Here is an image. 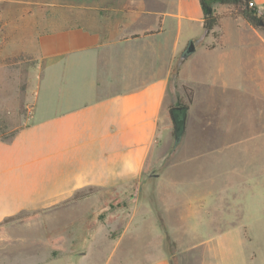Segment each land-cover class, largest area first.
<instances>
[{"label": "crops", "instance_id": "1", "mask_svg": "<svg viewBox=\"0 0 264 264\" xmlns=\"http://www.w3.org/2000/svg\"><path fill=\"white\" fill-rule=\"evenodd\" d=\"M140 1L147 2L0 0V59L15 55L34 59L32 69L38 72L27 122L9 140L0 136V222L24 212L90 202L95 189L106 190L111 197L125 187L138 189L154 162L153 148L168 123L169 107L185 95L183 85L190 86L194 95L217 84L225 87V80L218 82L222 67L214 70L217 79L214 73L196 85L180 79L196 48L184 57L173 76V68L192 40L181 39L178 31L184 21L202 25L201 8L192 13L186 10L185 0H151L155 4L151 7ZM251 1L257 7L264 3ZM223 19L242 21L256 37L258 52L264 57V37L253 34L255 29L245 21L226 16L220 19L215 46L209 47L214 42L211 35L212 40L202 44L207 52L223 48ZM169 20L177 28L174 37L166 34ZM257 89L264 90V81L254 82L251 90ZM189 114L188 106L183 133L186 144L178 151V157L186 160L175 166L239 149L235 210L232 216H226L228 210L221 215L218 211L213 226L203 233L205 237L196 236L201 233H196L190 221L191 210L185 211L176 228L168 222L165 230L155 221L163 242L148 263L134 264H175L176 259V264H264V151L242 161L247 157L240 149L250 145L258 150L264 126L252 114L247 120L261 128L222 144L209 141L193 155L188 145L193 131L214 129L216 135L226 131L215 115L205 111L201 128L187 132ZM81 190L85 194L73 200ZM145 224L127 221L110 243L109 258L127 232ZM164 233L182 235L176 240L175 252L168 251ZM87 253L80 250L78 256Z\"/></svg>", "mask_w": 264, "mask_h": 264}, {"label": "rangeland", "instance_id": "2", "mask_svg": "<svg viewBox=\"0 0 264 264\" xmlns=\"http://www.w3.org/2000/svg\"><path fill=\"white\" fill-rule=\"evenodd\" d=\"M146 1L139 3L149 7L155 5L154 1ZM165 1L170 3L173 0ZM185 1L186 10L194 13L200 9L197 0ZM215 6L220 14L228 11L224 5ZM257 8L258 14L264 16V3ZM220 27L223 48L215 52H207L202 45L212 40L209 36L204 37L202 25L184 21L178 31L181 39H192L196 48L180 79L195 85L205 80L207 75L214 76V73L217 79L218 71L214 70L222 67L218 82H226L225 87L217 84L206 91H195V95L192 90L191 101L183 95L173 104L182 103L190 107L187 132L194 127L201 128V114L205 111L215 115L217 123L220 120L226 131L222 135H216L214 129L193 131L188 139L189 151L193 155L209 141L222 144L257 129L260 124L264 126V90H251L254 82L264 81V57L258 52V41L240 20L223 19ZM166 28L168 36L176 35L173 21H167ZM251 31L264 37V29ZM34 64V59L19 55L0 59V131L5 136L27 122L38 75L32 69ZM252 114L256 115L258 126L254 124V127L247 120ZM167 122L153 148L154 162L146 170V179L138 189L125 187L115 192L113 197L106 190L95 189L90 202L70 203L50 211L24 212L21 219L1 223L0 264L148 263L163 242L155 221L165 230L169 224L176 228L185 211L191 210L193 219L190 221L196 233H201L196 236H202L213 226V218L219 216L218 211L221 215L228 210L226 216H232L238 196L234 192L238 190L239 174L235 168L239 163V149L232 148L220 156L212 154L175 166L186 160L178 157L179 148L186 144V133L175 146L170 116ZM258 144L256 151L250 145L240 148L247 157L242 161H249L264 151V139H260ZM143 215L144 219H140ZM127 221L131 225L147 224L139 230L127 232L116 244L111 259L108 256L110 243L114 242L112 239ZM163 235L168 251L175 252L176 240L182 235ZM85 246L88 255L78 256Z\"/></svg>", "mask_w": 264, "mask_h": 264}, {"label": "trees", "instance_id": "3", "mask_svg": "<svg viewBox=\"0 0 264 264\" xmlns=\"http://www.w3.org/2000/svg\"><path fill=\"white\" fill-rule=\"evenodd\" d=\"M251 2H252L251 0H198L202 13V28H203L204 36L211 35L214 40L213 44L209 46L210 48H213L216 42L219 41L220 33L217 32V28L219 26L220 19L223 16L232 19H241L245 21L247 24H249L252 28L258 29V22L260 20H264V16L258 14L257 6L255 4H250ZM215 4L227 6L228 11L224 14L217 13L214 7ZM183 59L184 57L182 56V58L179 59L178 63L173 68V76L175 77L177 76L179 72L180 63L183 61ZM183 89L185 92V96L187 97V100L191 101V89L185 85H183ZM178 105H186V104L178 103ZM171 107L173 106H170L169 109ZM172 134H173V130H172ZM12 135L13 133L9 136H5L4 133L0 131V136L2 140L5 141L9 140ZM89 190H93V189L89 188ZM84 194L85 193L83 190L78 191L74 194L72 199L73 200L79 199ZM22 215L23 213H20L15 216L5 218L3 219V221L0 222V224L12 220L21 219Z\"/></svg>", "mask_w": 264, "mask_h": 264}, {"label": "water", "instance_id": "4", "mask_svg": "<svg viewBox=\"0 0 264 264\" xmlns=\"http://www.w3.org/2000/svg\"><path fill=\"white\" fill-rule=\"evenodd\" d=\"M258 29H264V20H260L258 22ZM195 49L193 41L190 40L184 49L182 56L186 57L190 55ZM188 111V106L186 105H176L170 108L169 114L170 119L173 124V137H174V145H178L181 141L182 135L185 130V121L186 115Z\"/></svg>", "mask_w": 264, "mask_h": 264}, {"label": "built area", "instance_id": "5", "mask_svg": "<svg viewBox=\"0 0 264 264\" xmlns=\"http://www.w3.org/2000/svg\"><path fill=\"white\" fill-rule=\"evenodd\" d=\"M250 4H253L252 2Z\"/></svg>", "mask_w": 264, "mask_h": 264}]
</instances>
